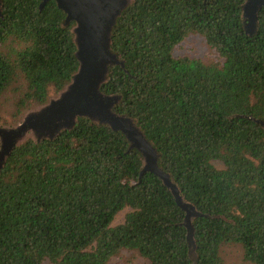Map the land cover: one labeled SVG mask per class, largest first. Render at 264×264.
I'll use <instances>...</instances> for the list:
<instances>
[{
	"label": "trees",
	"instance_id": "16d2710c",
	"mask_svg": "<svg viewBox=\"0 0 264 264\" xmlns=\"http://www.w3.org/2000/svg\"><path fill=\"white\" fill-rule=\"evenodd\" d=\"M41 1L0 0V110L12 103L1 126L56 96L78 68L74 22ZM244 2L131 0L110 34L122 65L109 66L100 91L120 96L113 111L135 121L200 213L190 220L194 252L185 210L157 175L141 173V152L121 131L78 117L6 157L0 264H107L123 250L147 264H223L225 244L242 249V264H264V7L249 35ZM191 34L213 60L173 55Z\"/></svg>",
	"mask_w": 264,
	"mask_h": 264
},
{
	"label": "water",
	"instance_id": "95a60500",
	"mask_svg": "<svg viewBox=\"0 0 264 264\" xmlns=\"http://www.w3.org/2000/svg\"><path fill=\"white\" fill-rule=\"evenodd\" d=\"M48 0H42L41 9ZM65 14L64 24L74 22L73 42L78 68L70 82L47 102L27 110L12 126L0 125V170L10 151L28 137L35 140L52 139L60 131L71 129L78 117L106 124L121 131L130 141V146L142 154L143 167L157 175L185 210L184 224L187 228L189 253L194 252L192 217L200 215L193 205L183 201L177 186L169 175L158 166V154L143 132L131 118L113 111L120 100L119 95L100 91L106 81L108 68L122 65L110 49V34L117 17L131 0H54ZM264 7V0H245L242 7L244 30L249 35L257 27V12ZM264 126V121L257 120Z\"/></svg>",
	"mask_w": 264,
	"mask_h": 264
},
{
	"label": "rangeland",
	"instance_id": "374dc122",
	"mask_svg": "<svg viewBox=\"0 0 264 264\" xmlns=\"http://www.w3.org/2000/svg\"><path fill=\"white\" fill-rule=\"evenodd\" d=\"M173 55L176 57L186 56L190 58L200 59L202 61H210L215 58V52L210 49L204 38L196 34H191L187 36L182 42H180L173 49ZM7 97L8 95L6 96V98ZM11 111V101H2L0 113L3 116L4 121H12ZM1 124L4 125L3 123ZM216 165L221 166L219 163H216ZM126 211L127 209L119 211L113 218L111 225L123 222ZM221 256L223 259V264H242V249L238 245H223L221 248ZM107 264H147V262L131 251L123 250L119 255L112 257Z\"/></svg>",
	"mask_w": 264,
	"mask_h": 264
}]
</instances>
